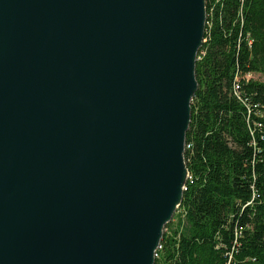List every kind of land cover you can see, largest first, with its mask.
I'll return each instance as SVG.
<instances>
[{"label":"water","instance_id":"water-1","mask_svg":"<svg viewBox=\"0 0 264 264\" xmlns=\"http://www.w3.org/2000/svg\"><path fill=\"white\" fill-rule=\"evenodd\" d=\"M204 2L0 0V264H154Z\"/></svg>","mask_w":264,"mask_h":264},{"label":"trees","instance_id":"trees-1","mask_svg":"<svg viewBox=\"0 0 264 264\" xmlns=\"http://www.w3.org/2000/svg\"><path fill=\"white\" fill-rule=\"evenodd\" d=\"M182 197L154 264H264V0H205Z\"/></svg>","mask_w":264,"mask_h":264},{"label":"rangeland","instance_id":"rangeland-1","mask_svg":"<svg viewBox=\"0 0 264 264\" xmlns=\"http://www.w3.org/2000/svg\"><path fill=\"white\" fill-rule=\"evenodd\" d=\"M248 79H254V80H258V81H264V76H261V75H250V76H248L247 77ZM185 149V148H184ZM187 180H188V178H187ZM186 180V181H187ZM174 215V214H173ZM172 218H173V216H172ZM171 218V219H172Z\"/></svg>","mask_w":264,"mask_h":264},{"label":"bare ground","instance_id":"bare-ground-1","mask_svg":"<svg viewBox=\"0 0 264 264\" xmlns=\"http://www.w3.org/2000/svg\"><path fill=\"white\" fill-rule=\"evenodd\" d=\"M160 249V247H159V245H158V247H157V249H156V252L158 251ZM156 253H155V255H154V260H155V258H156Z\"/></svg>","mask_w":264,"mask_h":264},{"label":"built area","instance_id":"built-area-1","mask_svg":"<svg viewBox=\"0 0 264 264\" xmlns=\"http://www.w3.org/2000/svg\"><path fill=\"white\" fill-rule=\"evenodd\" d=\"M161 249V248H160Z\"/></svg>","mask_w":264,"mask_h":264}]
</instances>
